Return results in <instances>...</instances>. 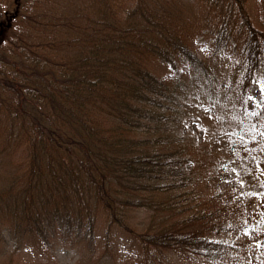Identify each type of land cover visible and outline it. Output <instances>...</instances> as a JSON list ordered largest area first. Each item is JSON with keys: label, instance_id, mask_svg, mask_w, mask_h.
I'll return each instance as SVG.
<instances>
[{"label": "trees", "instance_id": "16d2710c", "mask_svg": "<svg viewBox=\"0 0 264 264\" xmlns=\"http://www.w3.org/2000/svg\"><path fill=\"white\" fill-rule=\"evenodd\" d=\"M0 7V264H19L32 242L90 247L102 221L135 237L150 264L181 254L264 264L211 234L263 235L222 188L243 161L264 166V137L249 131L264 109L244 115L264 66L247 0Z\"/></svg>", "mask_w": 264, "mask_h": 264}, {"label": "rangeland", "instance_id": "374dc122", "mask_svg": "<svg viewBox=\"0 0 264 264\" xmlns=\"http://www.w3.org/2000/svg\"><path fill=\"white\" fill-rule=\"evenodd\" d=\"M13 10V7H9ZM247 9L250 19L256 26L264 28V0H247ZM1 10V7H0ZM9 10V11H10ZM8 13V12H7ZM5 20V14L0 16V21ZM161 67V66H160ZM165 69V68H164ZM264 80V66L257 73L254 81ZM250 82L247 86V96L256 94L258 96V86ZM248 107L251 109V102ZM197 120L190 123V128L201 134L202 129L197 127ZM258 131H264V122L258 126ZM257 157L243 161L242 164L236 165V171L229 170L227 180L223 183V189L228 190V197L237 204V210L241 214L243 208L250 206L253 210V217L258 221V225L263 224V235L249 236L244 231H237L234 228H220L217 232L212 230L213 236L223 238H238L246 245V250L254 258L264 257V248H257V242H264V223H261V213L264 212V196L261 195H244L240 193H264V166L257 167ZM238 179L244 180L243 188L240 186ZM235 190V191H234ZM229 225V219L223 223ZM261 228V229H262ZM105 251L104 257L101 255ZM264 259V258H263ZM169 264H217L205 258L181 254L173 255ZM19 264H150L144 249L138 240L132 235L119 230L111 225L109 228L105 221L98 223L94 232V242L89 247L83 241L73 245H57L54 252L47 250L43 245L35 242L28 245L21 254ZM168 264V263H167Z\"/></svg>", "mask_w": 264, "mask_h": 264}, {"label": "snow or ice", "instance_id": "6c2138e0", "mask_svg": "<svg viewBox=\"0 0 264 264\" xmlns=\"http://www.w3.org/2000/svg\"><path fill=\"white\" fill-rule=\"evenodd\" d=\"M201 51H207V49L203 48V49H201ZM254 83L258 86L259 94H258V96L256 94L248 95L245 98V100H244L245 105H248L249 102H251V110L249 111L248 108L246 107L245 112H244V115L247 116V117L260 116V115H262V113L260 111H258V109H264V80L254 81ZM196 107L203 109V111H205V112H209L210 111V109L209 108H205L203 106V104L196 105ZM209 118H212V117L210 116ZM185 126L187 127V124ZM196 126L200 127L199 124H197ZM204 131H206V129ZM249 131L252 132L251 139H253V140L256 139L257 135H259L261 137H264V131L258 132L257 131V125H255V124H253L251 126ZM241 139H243V138H241ZM257 167L259 168V163H257ZM232 171L235 172L236 169L233 168ZM260 175L264 176V171H261ZM238 182H239L240 186L243 188L244 180L243 179H238ZM262 186H264V185H262ZM240 195L241 196H244V195H261V196H264V193H259L258 194V193H244V192H241ZM261 216H262L261 223H264V212L261 213ZM244 234L245 235L249 234L247 228L245 229ZM255 247L264 248V242H257L255 244Z\"/></svg>", "mask_w": 264, "mask_h": 264}]
</instances>
